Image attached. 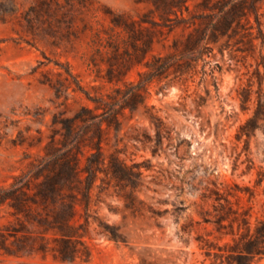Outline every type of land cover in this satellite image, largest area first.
<instances>
[{"label": "rangeland", "instance_id": "1", "mask_svg": "<svg viewBox=\"0 0 264 264\" xmlns=\"http://www.w3.org/2000/svg\"><path fill=\"white\" fill-rule=\"evenodd\" d=\"M260 11L264 31V7ZM140 17L158 19L145 0H0V183L20 171L27 155L42 152L58 127L54 115L71 116L80 106L93 105L77 83L91 96L116 95L117 87L138 79L146 69L142 63L130 64L121 80L105 75L124 61L123 56L114 58L108 43L117 44L124 56L125 49L133 52L128 31L112 21ZM143 25L153 36L147 58L170 50L172 39L182 32L179 27ZM205 59L209 62L199 60L196 73L187 74L183 83L171 74L149 85L147 104L176 129L179 139L172 138L169 145L163 139L156 154L147 143L134 140L132 135L143 132L155 138V126L142 105L126 108L120 129L109 132L107 149L118 147L127 162L144 165L137 192L142 200L130 208L118 188L96 180L86 236L90 256L83 263L210 264L195 237L211 228L197 220L201 210L211 207L213 195L204 194L213 182L225 192L235 191V184L247 187L254 196L249 201L248 192L238 190L241 204H253L252 219L264 214V120L249 137L238 134L256 107L259 87L264 98V77L256 73V68L264 71L257 64L258 47L247 53L224 48L221 53L215 46ZM54 86L60 88L57 94ZM197 93L204 96L201 104ZM245 95L250 99L245 101ZM3 214L1 209L0 224L6 221ZM52 262L51 255L0 253V264Z\"/></svg>", "mask_w": 264, "mask_h": 264}, {"label": "trees", "instance_id": "2", "mask_svg": "<svg viewBox=\"0 0 264 264\" xmlns=\"http://www.w3.org/2000/svg\"><path fill=\"white\" fill-rule=\"evenodd\" d=\"M145 1L151 3L158 19L140 17L112 21L114 26L128 31L133 52L125 49L124 56L117 44L108 43L114 58L119 61L118 56H123L124 61H120L115 69L108 68L105 77L121 80L120 74L134 63H142L146 69L139 71L136 81L126 82L125 88L117 87L116 95L91 96L77 83V88L93 105H82L71 116L54 115L52 122L58 127L52 129L49 139L42 145V152L27 155L20 171L12 173L8 182L0 183V210L6 211V215L3 214L6 221L0 224L1 254L39 253L44 257L51 255L53 262L48 264H85L83 262L90 256L86 236L96 180L99 178L118 188L119 196L130 208H135L136 202L142 200L137 193L144 179L142 162L129 163L120 156L118 147L111 150L106 147L111 129H120V116L125 109L132 110L137 105L144 107L145 117L155 126V138L146 132L136 133L132 138L147 143L156 154L163 148V139L169 145L172 138L179 139V136L176 129L157 113L154 105L146 102L153 80L161 82L172 74L183 83L187 74L196 73L199 60L209 62L205 56L212 54L215 46L221 53L224 48L247 53L258 47L261 61L257 64L264 66V31L260 18L264 0ZM144 22L166 26L170 30L179 27L182 32L172 39L170 50L147 58L153 36ZM143 32L147 33L141 39L138 34ZM210 72L212 75L213 70ZM202 73L205 75L206 71L203 69ZM256 73L264 77V71L261 73L259 68ZM54 88L57 94L60 88ZM215 88L218 89L216 84ZM206 92L209 94V89ZM197 97V104H201L204 96L197 93ZM245 98V101L250 99L246 95ZM261 120H264V98L259 87L256 107L240 124L239 136L249 137ZM235 188V191L225 192L213 182L209 193L204 194L213 195V202L210 208L200 211L197 223L210 224L211 228L205 234L198 233L195 239L210 258V264H258L264 258V214L252 219L253 204H241L237 192H248L249 201L254 193L236 184ZM111 236L119 239L118 235Z\"/></svg>", "mask_w": 264, "mask_h": 264}]
</instances>
